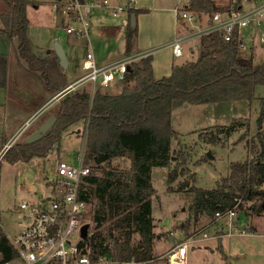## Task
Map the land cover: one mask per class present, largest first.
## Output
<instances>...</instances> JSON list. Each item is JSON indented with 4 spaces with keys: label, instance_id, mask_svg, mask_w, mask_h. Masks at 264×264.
Segmentation results:
<instances>
[{
    "label": "trees",
    "instance_id": "16d2710c",
    "mask_svg": "<svg viewBox=\"0 0 264 264\" xmlns=\"http://www.w3.org/2000/svg\"><path fill=\"white\" fill-rule=\"evenodd\" d=\"M8 12L2 15L3 33L19 41L18 56L27 65L30 74L39 77L44 89L56 95L68 85L57 56L50 52L38 58L28 36V0H1ZM191 10L210 19L223 11L213 0H192ZM132 9L130 14L147 13ZM138 27L128 25L126 53L133 51ZM242 39L235 32L229 42L218 34L201 39L200 56L196 61L175 65L170 77L156 80L153 73V56L148 55L130 65L124 84L134 82L132 89L119 94L96 90L92 97L86 89L67 94L51 111L56 123L42 139L33 143H18L4 159L10 163L31 162L46 158L70 126L85 122L87 134L84 161L90 175L83 187V199L90 212L85 216L95 224V231L87 244L96 253L113 258L148 260L154 256L158 235L152 218L153 170L168 168L174 161L171 141L176 132L172 116L176 108L184 105L252 101L258 86H264V62L254 64L253 55L240 49ZM258 118V132L247 141L251 157L231 165L230 174L212 190L190 187V215L193 225L203 217L216 220V213H225L235 206L240 196L252 204L253 211L264 212V98ZM48 118V117H46ZM235 125L230 126L234 132ZM124 159L127 167H112L115 160ZM176 181L168 175V190ZM189 187L185 182L182 188ZM243 203L239 206L242 208ZM191 220L179 224L187 234ZM117 233V234H116ZM134 234L139 241L132 243ZM221 243V240H218ZM112 243L109 250L105 244ZM221 245V244H220ZM220 253L227 260L221 250ZM2 262L16 257L11 243L0 229Z\"/></svg>",
    "mask_w": 264,
    "mask_h": 264
},
{
    "label": "rangeland",
    "instance_id": "374dc122",
    "mask_svg": "<svg viewBox=\"0 0 264 264\" xmlns=\"http://www.w3.org/2000/svg\"><path fill=\"white\" fill-rule=\"evenodd\" d=\"M42 1L43 3H40L37 9L29 8L31 22L34 25L50 26L56 21L59 23L58 28L63 30L60 18L46 3L48 0ZM224 1L217 0V4H222ZM0 6H3L6 13L8 12L1 0ZM3 9L0 7V12ZM42 30L43 28L36 25L30 33L33 52L40 57L46 53V44L54 48V44L51 45V41L43 35ZM251 32V29L244 32L245 53L253 55L254 64H261L264 62V44L261 43L260 34L255 40H250L247 33ZM14 40V46L17 47L18 39L14 37ZM198 43L199 41L196 40L184 45L188 48L191 47L192 50H186L184 47L185 54L176 63L196 61L200 56ZM194 45L198 48L193 49ZM64 46L69 51L70 47L67 44ZM85 52L86 46L79 49L81 56ZM82 72L85 74L84 70ZM133 86L134 82L118 85L113 83L109 86L110 88H104V92L119 94L124 89H132ZM17 98L14 95V99ZM263 98L264 86H258L252 101L184 105L174 110L172 125L176 135L171 141L174 161L168 168L154 169L152 175L153 187L156 190V194L152 198V218L155 233L160 237L155 241V257L162 256L171 248L173 240L168 237V233L178 228L179 224L191 220L189 188L195 185L200 189L212 190L228 177L232 164L244 162L251 157L247 141L258 132L257 123ZM58 102H53V108L46 111L41 117L34 119L39 111L33 113L34 115L31 114L24 123L26 125L27 122H31L30 128L18 138L12 147L23 143L27 135L37 130L39 125L47 119L46 117H49ZM233 124L237 129L235 127L236 130L230 132L229 128ZM21 129L22 127L13 132L14 134L8 135L6 142L0 137V150ZM86 129L87 124L85 125L83 121L70 126L63 132L60 142L55 145L46 158H35L31 162L19 161L14 164L4 158L0 161V225L4 233L11 236L18 234L20 228L16 214L20 204L24 201H34L39 194L45 192L46 178L53 179L55 177L58 161L77 164L76 156L84 149ZM128 165L126 160L119 159L113 162L112 167L122 168ZM170 173L176 176V181L171 185V192L168 190L167 183ZM185 182L189 183V187L181 189V185ZM253 203L255 204V202ZM253 203L244 202L242 208L238 209L233 224L239 232L244 231L246 234L224 238L225 253L230 256V260L226 254L224 255L227 256V260L219 253V264H229V261L230 264H264V212L260 215L256 214L251 208ZM190 222L192 228L188 234L208 232L211 236L215 233L225 232L226 221H213L203 217L198 225H193L192 220ZM90 229L91 232L96 230L93 222L90 223ZM139 239V234H134L132 243H137ZM75 240H80L79 236ZM220 244L219 241L218 248L217 245L215 247L218 252H220ZM198 245H200L198 247H205L207 250L213 247L205 242ZM205 249L191 250L188 258L189 264H213V261L218 259V253L212 254ZM14 264L22 263L16 261Z\"/></svg>",
    "mask_w": 264,
    "mask_h": 264
},
{
    "label": "built area",
    "instance_id": "2783aa9c",
    "mask_svg": "<svg viewBox=\"0 0 264 264\" xmlns=\"http://www.w3.org/2000/svg\"><path fill=\"white\" fill-rule=\"evenodd\" d=\"M108 2L109 0H96L94 4L104 6ZM191 2L192 0H178V22L184 24L187 32L170 43L175 57H183L184 43L196 40L201 43L203 37L212 34H218L223 41L229 42L237 32L242 39L240 49L245 52L244 32L251 29L249 38L255 40L260 34L261 43L264 44V0H228L222 7L223 11L215 13L211 19L208 15H199L192 11ZM52 9L60 18L66 35L89 39L91 21L88 5L84 0H56L52 3ZM197 48L194 45L193 49ZM148 55L129 54L120 60L99 65L94 53L90 51L82 64L85 74L57 93L52 101L58 102L69 93L88 88L93 97L99 88H107L114 82L124 83L130 65ZM46 111V108H42L34 119L41 117ZM30 124L31 122H27L20 132L3 146L0 150V161L18 138L27 132ZM84 155L85 145L76 156V165L59 161L55 177L46 181L45 192L39 194L34 201H24L20 204L16 214L20 228L18 234L11 236L4 233L16 252V257L2 262L0 254V264H14L16 261L22 264H189V252L199 243L246 234L244 231L239 232L233 224L239 206L243 203L242 198L237 196L233 209L216 213V221H226L224 233L210 236L208 232L187 234L182 229H173L168 233V237L173 240L171 248L162 256H153L148 260L135 257L118 259L105 253L92 252L87 244L92 234L90 222L85 218L90 212V206L82 197L83 187L90 175V167L85 164ZM86 224H89V229L85 239L81 232ZM78 236L80 240L76 241ZM105 246L111 250L113 245L107 242Z\"/></svg>",
    "mask_w": 264,
    "mask_h": 264
},
{
    "label": "crops",
    "instance_id": "0c3cea01",
    "mask_svg": "<svg viewBox=\"0 0 264 264\" xmlns=\"http://www.w3.org/2000/svg\"><path fill=\"white\" fill-rule=\"evenodd\" d=\"M28 1L30 2L27 8V17L29 19V8L32 7L33 9H37L39 4L43 3V1ZM55 1L56 0H48L46 3L52 7V3ZM84 1L88 5V15L91 21V36L88 40L66 35L64 30L58 28L59 23L56 21L50 26H44L38 24L34 25L29 19V38L33 28L37 25L43 28V35L51 41V45L55 42H59L64 47L68 59V68L66 70L61 68V70L67 77V86L76 82L84 75L82 72V64L87 53L90 51L94 53L95 60L99 65L120 60L129 54H151L153 56V73L156 80L170 77L175 65L187 63L186 61L183 64H177L176 61L180 58L174 56L170 47V43L175 38L182 37L187 32V28L184 24L178 22V0H109L108 4L104 6L95 5L94 3L96 0ZM213 1L216 6L224 7L228 0H225L222 4H217V0ZM0 7L3 9V6ZM132 9H143L148 10V12L139 14L136 17L138 36L133 51L127 54L126 33L128 25H130V18L132 15L130 11ZM3 14H6V10L4 9L0 12V137L6 142L7 136L23 127L25 121L31 114L34 115L33 113L42 108H46L47 111L52 109L54 106L52 100L55 95L50 94L44 89L39 77L28 72L26 63L18 56L19 41L17 47H15L14 38L2 32L4 29L2 20ZM251 33H247V35ZM30 40L32 41V38H30ZM187 43L189 42L182 45L183 52L184 45H187ZM66 44L70 47L69 51H67L64 46ZM200 44L199 41L198 46H200ZM85 46L86 52L81 56L79 49ZM185 48L186 50H192L191 47L188 48L186 46ZM46 49V53L43 57L34 54L42 59L46 58L50 52L55 54L54 48L50 47L48 44H46ZM114 83H117V85L121 84L120 82ZM109 86H111V84ZM108 88L110 87H107V89ZM106 93L109 92L106 91ZM14 95L18 97L16 100L14 99ZM47 180L48 178H46V181ZM158 238L160 237L158 236ZM224 238L225 237L220 238L221 250L226 254L223 243ZM220 239L204 241L208 243V245L210 244V246H213L209 250L205 249V247H198L200 245L194 247L193 250L196 248H203L212 254L218 253V259H215L213 264H219L220 252H218L215 247ZM227 256L230 260V256Z\"/></svg>",
    "mask_w": 264,
    "mask_h": 264
},
{
    "label": "water",
    "instance_id": "95a60500",
    "mask_svg": "<svg viewBox=\"0 0 264 264\" xmlns=\"http://www.w3.org/2000/svg\"><path fill=\"white\" fill-rule=\"evenodd\" d=\"M130 25L131 27H136L137 21H136V15H131L130 18ZM54 52L59 60V65L62 69H67L68 68V59L64 50V47L59 43L55 42L54 43ZM56 123V117L55 116H49L41 125L40 127L32 132L31 134L27 135L24 139V143L26 144H33L40 139L44 137L45 134L49 132V130L54 126ZM88 229H89V224H86L82 227V237L87 238L88 234Z\"/></svg>",
    "mask_w": 264,
    "mask_h": 264
}]
</instances>
